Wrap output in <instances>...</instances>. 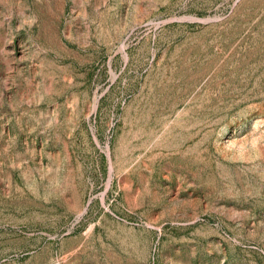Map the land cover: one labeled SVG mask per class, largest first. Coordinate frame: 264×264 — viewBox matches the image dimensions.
Returning a JSON list of instances; mask_svg holds the SVG:
<instances>
[{
	"label": "rangeland",
	"instance_id": "rangeland-1",
	"mask_svg": "<svg viewBox=\"0 0 264 264\" xmlns=\"http://www.w3.org/2000/svg\"><path fill=\"white\" fill-rule=\"evenodd\" d=\"M0 264H264V0H0Z\"/></svg>",
	"mask_w": 264,
	"mask_h": 264
}]
</instances>
